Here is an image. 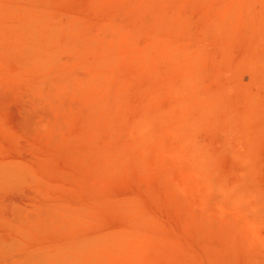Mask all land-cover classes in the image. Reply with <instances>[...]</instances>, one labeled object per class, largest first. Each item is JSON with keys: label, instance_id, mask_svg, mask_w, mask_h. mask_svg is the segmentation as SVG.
Segmentation results:
<instances>
[{"label": "rangeland", "instance_id": "rangeland-1", "mask_svg": "<svg viewBox=\"0 0 264 264\" xmlns=\"http://www.w3.org/2000/svg\"><path fill=\"white\" fill-rule=\"evenodd\" d=\"M0 264H264V0H0Z\"/></svg>", "mask_w": 264, "mask_h": 264}]
</instances>
